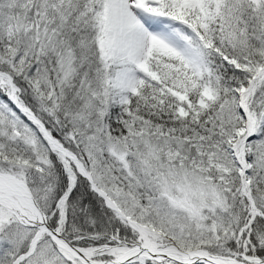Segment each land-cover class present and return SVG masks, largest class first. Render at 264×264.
<instances>
[{
  "label": "snow or ice",
  "instance_id": "snow-or-ice-1",
  "mask_svg": "<svg viewBox=\"0 0 264 264\" xmlns=\"http://www.w3.org/2000/svg\"><path fill=\"white\" fill-rule=\"evenodd\" d=\"M0 264H264V0H0Z\"/></svg>",
  "mask_w": 264,
  "mask_h": 264
}]
</instances>
